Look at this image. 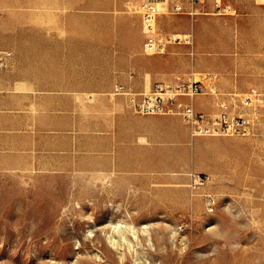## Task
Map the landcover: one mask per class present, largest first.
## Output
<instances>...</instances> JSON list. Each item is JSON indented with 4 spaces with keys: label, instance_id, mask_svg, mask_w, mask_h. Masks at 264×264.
Returning <instances> with one entry per match:
<instances>
[{
    "label": "rangeland",
    "instance_id": "rangeland-1",
    "mask_svg": "<svg viewBox=\"0 0 264 264\" xmlns=\"http://www.w3.org/2000/svg\"><path fill=\"white\" fill-rule=\"evenodd\" d=\"M144 1L109 3L105 41L115 54L119 11L139 14ZM163 1L156 32L170 42L154 56L173 57L180 81L200 80L203 96L229 107L230 95L241 103L252 87L264 94V0H221L225 13L215 0L196 13ZM9 6L20 11L21 0ZM258 115L248 135L175 145L174 170L124 181L137 185L0 163V264H264V110Z\"/></svg>",
    "mask_w": 264,
    "mask_h": 264
},
{
    "label": "crops",
    "instance_id": "crops-1",
    "mask_svg": "<svg viewBox=\"0 0 264 264\" xmlns=\"http://www.w3.org/2000/svg\"><path fill=\"white\" fill-rule=\"evenodd\" d=\"M115 1L132 0H21L20 11L0 0V51L12 52L11 65L0 70V163L7 169L78 171L85 175L76 177L137 185L124 181L173 171L174 146L195 138L177 114L136 111L133 90L180 77L173 57L145 50L139 6V14L119 11L115 54L105 41L114 29L107 10ZM155 1L163 14L167 3ZM119 85L125 92L116 91ZM231 98L229 110L239 113ZM194 104L221 110L203 94Z\"/></svg>",
    "mask_w": 264,
    "mask_h": 264
},
{
    "label": "built area",
    "instance_id": "built-area-1",
    "mask_svg": "<svg viewBox=\"0 0 264 264\" xmlns=\"http://www.w3.org/2000/svg\"><path fill=\"white\" fill-rule=\"evenodd\" d=\"M182 3L184 2L181 0ZM191 4V12H202L201 5L205 0H187ZM176 5V3L174 4ZM145 9V17L147 19L148 32L153 31V20L156 16L155 7L147 4ZM186 6L182 5L179 9H174L177 13H182ZM215 12L225 13V6L218 0L214 2ZM223 10V11H222ZM155 14V15H154ZM159 48L162 45L156 36H148L146 45ZM12 52H0V70L5 69L12 63ZM117 92H125L124 86L119 85ZM203 93V86L200 80H181L178 85H173L165 80H158L154 83L148 94L138 93L133 97L134 107L136 111L143 114H166L172 113L182 117L186 124L190 127L194 136L201 135H248L253 128V121L249 113L252 112L251 104L253 98L257 101V109L260 112L264 110V94L258 88L251 89L241 101V110L243 113L231 114L228 110V104L221 103L222 110L218 115H212L209 112L198 110L194 104V98ZM226 108V109H223ZM245 110H248L247 112Z\"/></svg>",
    "mask_w": 264,
    "mask_h": 264
},
{
    "label": "bare ground",
    "instance_id": "bare-ground-1",
    "mask_svg": "<svg viewBox=\"0 0 264 264\" xmlns=\"http://www.w3.org/2000/svg\"><path fill=\"white\" fill-rule=\"evenodd\" d=\"M219 2H221V0H218ZM149 5V4H152L154 7H155V14H156V16H155V18H154V20H153V31L152 32H148V30H147V19H146V17H145V9H146V5ZM158 2L157 1H151V0H149V1H146V2H144V3H142L141 4V6H140V12L142 13V15H143V27H144V32H145V34H146V37H148V36H156V38L159 40V43L162 45L161 47H159V48H156L155 47V43H154V45L152 46V47H149V46H147L146 45V42H145V44H144V47H145V50L148 52V53H151V54H156V53H162L164 50H165V48H164V46L166 45V43H168V42H170V38L169 37H164V36H162L160 33H158V32H156V30H158V28H157V17H158V15L161 13V11H159V8H158ZM190 4V3H189ZM182 5H184V4H182V3H176V5H174L173 6V11H174V9H179ZM190 6H191V4H190ZM191 9H192V7H190ZM230 7L229 6H225V9H224V11L225 12H230ZM154 14V15H155ZM189 36H190V34H186V35H181V34H178V35H176V37L175 38H181V37H184L185 38V40H186V42H190L189 41ZM1 52V51H0ZM190 80H195V79H190ZM168 83H170V84H173V85H178L179 83H180V78H178L175 82H168ZM151 89L152 88H150L149 90H145L144 91V93L145 94H148L150 91H151ZM252 89H254V88H252ZM201 94V93H200ZM249 93H246V94H243V96H242V99L246 96V95H248ZM231 96H233V97H235L236 95H231ZM220 103H223L222 105H224V104H226V103H224V102H220ZM257 101H256V99L255 98H253V102H252V104H251V107L250 108H252L253 110H252V112H249V114H250V116H251V118H252V121H253V123H255L256 124V122L258 123V119H259V115H258V109H257ZM219 106H221V104H219ZM240 106H241V104H240ZM221 108V107H220ZM223 109H226V108H223ZM221 110H222V108H221ZM220 110V111H221ZM227 110L231 113V111L229 110V106L227 107ZM220 111L218 112V113H215V114H212V115H218L219 113H220ZM248 111V110H247ZM232 114V113H231ZM205 136H219V135H205ZM199 178H200V176L199 175H196V178H195V182H200V180H199ZM206 204L207 205H209V203L211 202V200L210 199H206ZM120 224L119 223H116L114 226L115 227H117V226H119ZM133 230V229H132ZM133 232H134V230H133ZM135 232H136V230H135ZM121 234H125L124 232H122ZM109 237H110V235H109ZM114 237V236H113ZM113 239H117L118 240V238H113ZM126 240V239H125ZM112 241H114V240H112V237H111V242Z\"/></svg>",
    "mask_w": 264,
    "mask_h": 264
}]
</instances>
